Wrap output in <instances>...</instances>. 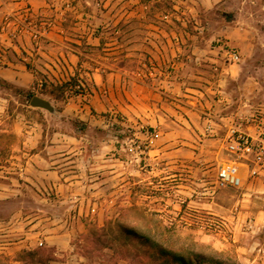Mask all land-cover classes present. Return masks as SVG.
Masks as SVG:
<instances>
[{
    "label": "rangeland",
    "instance_id": "374dc122",
    "mask_svg": "<svg viewBox=\"0 0 264 264\" xmlns=\"http://www.w3.org/2000/svg\"><path fill=\"white\" fill-rule=\"evenodd\" d=\"M225 48L239 60L227 59ZM92 94L97 109L88 106ZM33 95L53 111L65 104L77 111L70 122L80 130L93 114L103 120L97 128L119 138L135 121L159 135L161 123L150 117L181 111L199 117L205 137H220L221 118L244 126L264 102V0H0V144L14 147L10 130L21 115L42 120L28 111ZM213 142L220 161L234 158L221 139ZM154 152L153 172L129 163L124 199L108 204V218L79 225L71 243L82 264H177L173 253L197 264H264V218L257 217L264 190L243 207L242 186L219 187L209 199L204 182L212 176L199 172L195 155ZM155 177L163 188L153 187ZM57 207L28 188L22 202L0 197V264L64 260L67 252L54 254L43 239L61 222ZM206 210L223 223L208 227Z\"/></svg>",
    "mask_w": 264,
    "mask_h": 264
},
{
    "label": "crops",
    "instance_id": "0c3cea01",
    "mask_svg": "<svg viewBox=\"0 0 264 264\" xmlns=\"http://www.w3.org/2000/svg\"><path fill=\"white\" fill-rule=\"evenodd\" d=\"M97 97V94L91 95L89 108L97 109ZM29 107V112L42 113L43 118L32 120L21 115L10 130L16 140L14 147L11 149L4 141L0 144V173L4 177L0 181V197L9 201L13 196L22 202L28 188L43 200L58 205L56 215L61 222L49 228L43 239L54 247V254L67 252V257L64 260L54 258L50 262L82 264V256L75 251L71 238L79 235V225L85 228V221L93 219L102 223L108 218L106 207L118 199L122 202V194L128 188L125 179L128 178L129 163L118 151L122 137L97 128L104 127L100 115L88 114L85 117L86 127L80 130L70 122V116L76 115L77 111L67 104L54 111ZM3 109L4 106L0 105V113ZM161 113L158 118L154 115L150 117V121L161 123L163 128L162 134L155 139L154 151L161 150L166 157L178 152L195 155L202 162L197 168L199 172L207 173L212 179L224 164L241 166V170H235L242 180V188H245L237 200L241 207L248 206L255 191L264 190V170L251 176L233 156L224 154L225 161H220L217 148H210L212 142L219 139L224 145V132L220 133V137L207 138L201 134L204 123L197 115L188 118L178 111L173 118L169 113ZM52 116L55 121H50ZM166 126L169 130H165ZM3 130L0 128V131ZM214 204L218 206L217 201ZM257 217L264 218V208L258 210ZM66 221L71 222L65 224ZM252 222L253 219L249 218L248 226H252Z\"/></svg>",
    "mask_w": 264,
    "mask_h": 264
},
{
    "label": "built area",
    "instance_id": "2783aa9c",
    "mask_svg": "<svg viewBox=\"0 0 264 264\" xmlns=\"http://www.w3.org/2000/svg\"><path fill=\"white\" fill-rule=\"evenodd\" d=\"M225 55L231 61L240 58L239 53L233 48H225ZM244 120L245 127L241 122L237 123L233 119H220L225 128V149L234 155L237 163L247 168L249 175L255 176L259 171L264 170V102L258 104L248 116L244 117ZM128 128L129 132L123 136L118 148L120 156L128 163H133L139 170L153 172L154 164L151 160L157 158L158 154L154 152L157 133L140 121H135ZM204 129L208 132L214 130L209 123ZM160 180H163V177H155L152 181L153 187L163 188L164 184ZM204 184H208L205 187L206 193L209 199H213L217 188L228 185L240 187L242 180L235 170L224 164L219 167L216 176L210 181H205ZM175 198L177 202L183 204L184 199L179 195ZM203 217L207 226L213 229L223 223L222 217L212 210L203 211Z\"/></svg>",
    "mask_w": 264,
    "mask_h": 264
},
{
    "label": "trees",
    "instance_id": "16d2710c",
    "mask_svg": "<svg viewBox=\"0 0 264 264\" xmlns=\"http://www.w3.org/2000/svg\"><path fill=\"white\" fill-rule=\"evenodd\" d=\"M165 252V251H163ZM169 254V253H168ZM27 255H32L31 251H27ZM172 258L177 262V264H197L195 259H191V257H186L181 254H174L172 255ZM214 264H223L220 260L216 259Z\"/></svg>",
    "mask_w": 264,
    "mask_h": 264
},
{
    "label": "water",
    "instance_id": "95a60500",
    "mask_svg": "<svg viewBox=\"0 0 264 264\" xmlns=\"http://www.w3.org/2000/svg\"><path fill=\"white\" fill-rule=\"evenodd\" d=\"M29 104L33 107H41L49 111H53L51 104L48 101H46L44 98L37 95H33L30 98Z\"/></svg>",
    "mask_w": 264,
    "mask_h": 264
}]
</instances>
